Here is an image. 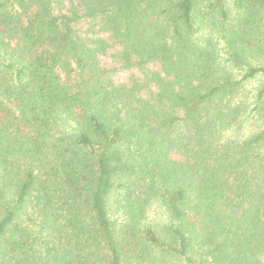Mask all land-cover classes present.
Masks as SVG:
<instances>
[{"label": "trees", "instance_id": "trees-1", "mask_svg": "<svg viewBox=\"0 0 264 264\" xmlns=\"http://www.w3.org/2000/svg\"><path fill=\"white\" fill-rule=\"evenodd\" d=\"M0 264H264V0H0Z\"/></svg>", "mask_w": 264, "mask_h": 264}, {"label": "rangeland", "instance_id": "rangeland-1", "mask_svg": "<svg viewBox=\"0 0 264 264\" xmlns=\"http://www.w3.org/2000/svg\"><path fill=\"white\" fill-rule=\"evenodd\" d=\"M227 4L228 5H231V0H227Z\"/></svg>", "mask_w": 264, "mask_h": 264}]
</instances>
